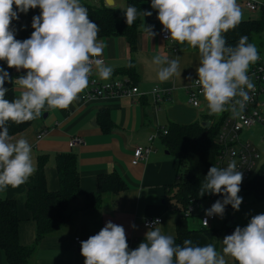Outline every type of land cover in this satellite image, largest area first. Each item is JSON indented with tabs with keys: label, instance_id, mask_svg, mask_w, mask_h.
I'll return each mask as SVG.
<instances>
[{
	"label": "clouds",
	"instance_id": "9594fccd",
	"mask_svg": "<svg viewBox=\"0 0 264 264\" xmlns=\"http://www.w3.org/2000/svg\"><path fill=\"white\" fill-rule=\"evenodd\" d=\"M36 8L41 11L32 18L30 38L16 39L12 21ZM151 9L157 12L168 40L198 50V78L187 79L199 87L209 115L229 110L239 115L255 91L248 73L260 55L246 35L235 46L224 36L242 21L237 0H151ZM122 10L129 27L139 17L148 36L157 34L154 26L144 23L152 11L133 5ZM99 30L81 0H0V61L18 72L26 70L13 79L0 67V191L25 184L36 171L32 145L26 138L14 139L9 122L19 125L39 118L43 111L67 109L88 87L94 72L101 80L110 79L113 68L101 58L107 44L98 39ZM152 63L157 66L160 82L181 76L179 58L158 54ZM6 82L14 84L19 93L12 99L6 98ZM193 103L199 106L197 101ZM242 181L243 172L235 159L226 167L211 166L199 196L222 194L223 199L216 200L206 216L223 218L227 205L239 211ZM203 223L208 227L207 219ZM145 225L144 240L133 250L124 227L106 222L97 234L80 242L84 264H228L226 258L236 264H264V213L252 216L245 227L237 226L226 235L220 250L212 243L196 245L191 239L177 244L172 235L162 233L158 218L145 220Z\"/></svg>",
	"mask_w": 264,
	"mask_h": 264
},
{
	"label": "crops",
	"instance_id": "0c3cea01",
	"mask_svg": "<svg viewBox=\"0 0 264 264\" xmlns=\"http://www.w3.org/2000/svg\"><path fill=\"white\" fill-rule=\"evenodd\" d=\"M81 1L118 9L126 8V0ZM40 11L36 8L30 9L27 14L20 13L19 20L12 21L15 34L17 22L31 25L33 16L39 15ZM144 11H152V16L144 17V23L154 26L153 31L157 34L152 38L148 36L141 27V18L134 53L123 36L98 38L107 44L101 58L113 68V73L108 80H101L95 72L90 76L98 83L127 81L137 85L143 95L134 98L102 96L88 99L85 96L88 85L67 109L43 111L31 126L13 135L14 139L26 138L32 145L35 166L38 154L50 155L45 171L49 190H58L60 186L55 155L67 151H74L78 156L82 192H95L98 187V175L113 171L118 172L127 185L121 193L105 194L100 207L82 208L83 198L73 200L70 204L74 211L71 222L39 242L35 260L40 264H84L81 245H76L75 237H81L82 241L87 240L97 234L108 221L124 227L129 248L133 250L144 240V234L148 230L144 225L147 218L162 217L163 221L158 227L165 235L173 236L176 232V221L182 213L168 209L165 196L166 185L178 178V160L165 147L162 135L158 132L166 128L171 121L183 124L202 122L209 113L204 99L201 100L199 107H193L188 103L186 89L192 81L187 78L189 76L193 80L198 78L196 73L199 64L198 50L175 42L176 51L171 53L168 50L170 43L161 37L163 26L157 19V12L151 9V0H148ZM158 54L167 57L171 55L173 59L179 58L181 76L160 82L156 76L157 66L152 63V58ZM131 61L137 71L135 77L118 70ZM19 72L22 75L26 74L24 69ZM156 85L167 90L169 94L162 101H157L151 94L152 88ZM18 94L15 86V96ZM209 116L219 118L222 114ZM108 120L110 128L105 130L104 124H107ZM41 132L44 134L38 138ZM74 135L81 136L85 144L71 147L69 141ZM151 136L154 137L152 141L149 139ZM140 145L151 146V151L147 158L133 164L134 150ZM26 195V183L17 188L8 187L5 191H0V199L13 198L17 201L21 218L19 237L23 244L31 245L36 237V223L26 207ZM113 201L118 205L117 210H113ZM199 214L200 212L190 216L196 215L193 217L199 220ZM211 223L205 228L201 226L199 220L198 227H192L195 229L192 241L199 246L212 243L213 229H216L220 231L219 237L212 244L220 250L221 241L230 234ZM133 224L136 225L135 229L132 227ZM226 259L228 264H236L231 258ZM0 264H8L1 248Z\"/></svg>",
	"mask_w": 264,
	"mask_h": 264
},
{
	"label": "trees",
	"instance_id": "16d2710c",
	"mask_svg": "<svg viewBox=\"0 0 264 264\" xmlns=\"http://www.w3.org/2000/svg\"><path fill=\"white\" fill-rule=\"evenodd\" d=\"M147 2L148 0H126V7L133 5L144 11ZM81 3L87 7L89 18L99 26L98 38L123 36L129 42L131 52L136 51L141 18L138 17L134 24L129 27L122 9L94 5L83 1ZM16 27L15 38L21 41L30 38L34 30L31 25L20 21L17 22ZM263 31L264 2L261 5L258 18L243 19L236 28L224 33V36L229 45L235 46L239 38L244 35L248 37L250 43H254L255 37L261 36ZM0 67L9 72L13 79L22 75L14 68H9L4 61H0ZM118 70L129 74L130 77L137 75L132 61L126 66L118 68ZM5 87L9 89L6 98H14L15 85L6 82ZM35 120L19 125L9 122L10 135L13 136L24 131ZM213 120V117L208 115L202 122L183 124L171 121L166 126L167 133L161 134L165 147L178 160V178L175 182L166 185L165 196L168 209L182 213V216L176 221V232L173 235L177 244L182 245L185 239L192 240V234L195 232V229L189 224V216L186 215L190 207L207 200L223 199L222 194L199 196L201 182H203L209 168L216 166L219 152L217 138L223 116ZM208 121L210 124L205 125ZM104 127L105 130L110 128L109 120L107 124H104ZM49 160L50 155L48 153L38 154L36 171L26 182V207L36 223V237L33 244L26 245L20 240L19 225L21 218L17 201L13 198L0 199V248L5 253L8 264H40L35 260L39 242L45 236L56 233L64 225L71 222L74 211L70 208V204L73 200L83 198L82 208L100 207L105 194L121 193L127 187L121 175L113 171L98 175V187L95 192H82L78 156L74 151H67L55 155V167L58 170L60 186L58 190H49L45 176ZM240 187V192L251 193L255 198L264 200V163L259 167L256 174L249 181L242 183ZM230 207L231 205L225 206V210ZM117 209L118 205L113 201V210ZM237 226L245 227L246 224L228 226L225 223L222 230L231 234ZM219 232L213 229L212 243L216 242Z\"/></svg>",
	"mask_w": 264,
	"mask_h": 264
},
{
	"label": "built area",
	"instance_id": "2783aa9c",
	"mask_svg": "<svg viewBox=\"0 0 264 264\" xmlns=\"http://www.w3.org/2000/svg\"><path fill=\"white\" fill-rule=\"evenodd\" d=\"M244 7L250 11H256L261 8L263 3H259L256 0H243ZM163 29V28H162ZM161 37L170 43L169 51L174 53L176 51L175 42L168 40V34L161 30ZM169 59H173V56H169ZM249 76L255 84V91L250 93L251 100L246 104V107L239 115H233L231 110L222 113L223 120L221 127L218 132L217 141L219 143V152L217 155L216 166L226 167L230 160L235 159L237 166L243 172V181L245 183L249 181L258 171V158L260 154L258 149L251 145L249 142L242 141L241 133L244 130H249L252 127L260 125L263 128L262 138L264 139V59H260L250 65ZM90 78L89 87L86 90V97L88 99H95L102 96H116V97H131L143 95L137 85H132L124 80H118L114 82L98 83L96 80ZM197 79V78H196ZM195 80V79H194ZM188 103L193 107H199L203 97L200 95V89L195 86L193 82L187 87ZM151 94L156 97L157 101H162L169 96L167 90L160 86H154L151 90ZM197 101L199 106L193 103ZM166 134L167 129L163 128L158 132ZM44 132L38 134V138H41ZM151 141L154 139L153 136L149 138ZM69 144L71 147L85 144V140L79 136L74 135L70 138ZM151 151V146L140 145L134 150V156L132 163L136 164L142 159L147 158ZM202 203V202H200ZM209 208H204L199 214V220L201 226L205 227L203 220H208V226L215 220L217 216L207 217L205 212ZM194 212L193 206L187 211L186 215L190 216ZM159 219L160 223L163 221L162 217H151L147 218L148 222L155 219ZM145 225V221H144ZM146 227V225H145ZM81 237H75L76 245H81Z\"/></svg>",
	"mask_w": 264,
	"mask_h": 264
},
{
	"label": "rangeland",
	"instance_id": "374dc122",
	"mask_svg": "<svg viewBox=\"0 0 264 264\" xmlns=\"http://www.w3.org/2000/svg\"><path fill=\"white\" fill-rule=\"evenodd\" d=\"M256 1H258L259 3L264 2V0ZM237 3L242 10L243 16L245 17L243 19H255L260 16V8H258L256 11H250L244 7L243 0H237ZM254 44L258 49L260 57L264 59V31L261 33V36L255 37ZM217 118L218 117H213L214 120H217ZM262 135L263 128L260 125L252 127L249 130H244L240 135L242 141L249 142L251 145L258 149V152L260 154V157L257 160L259 167L264 163V139L262 138ZM238 195L243 198L239 211H235L232 207H230L229 209L225 210L223 218L217 216L216 220H212L211 224L213 226H215L216 228H222L230 218L235 219L236 225H247L252 216L264 213V200L255 198V196L251 193L239 192ZM216 200L218 199L207 200L203 201L202 203L194 204V212L192 214H198L199 212L201 213L204 208H210ZM193 216H190L189 224L191 227L195 228L198 227L199 220Z\"/></svg>",
	"mask_w": 264,
	"mask_h": 264
},
{
	"label": "water",
	"instance_id": "95a60500",
	"mask_svg": "<svg viewBox=\"0 0 264 264\" xmlns=\"http://www.w3.org/2000/svg\"><path fill=\"white\" fill-rule=\"evenodd\" d=\"M209 124H210L209 121L205 123V125H209ZM234 224H235V219H234V218H230V219L228 220V222H227V225H228V226H231V225H234ZM80 250H81V249H80Z\"/></svg>",
	"mask_w": 264,
	"mask_h": 264
}]
</instances>
